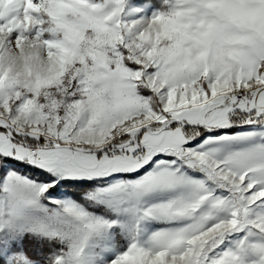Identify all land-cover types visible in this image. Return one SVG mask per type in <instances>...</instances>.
<instances>
[{
    "label": "snow or ice",
    "instance_id": "1",
    "mask_svg": "<svg viewBox=\"0 0 264 264\" xmlns=\"http://www.w3.org/2000/svg\"><path fill=\"white\" fill-rule=\"evenodd\" d=\"M0 264H264V0H0Z\"/></svg>",
    "mask_w": 264,
    "mask_h": 264
}]
</instances>
